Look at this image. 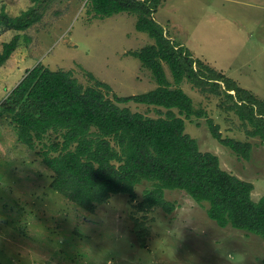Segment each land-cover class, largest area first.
Returning a JSON list of instances; mask_svg holds the SVG:
<instances>
[{"label":"rangeland","instance_id":"1","mask_svg":"<svg viewBox=\"0 0 264 264\" xmlns=\"http://www.w3.org/2000/svg\"><path fill=\"white\" fill-rule=\"evenodd\" d=\"M31 7L41 17L30 27H0V48L19 35L0 65V264H264L262 239L218 227L205 206L182 190H164L174 204L167 213L158 206L140 209L149 181L135 186L133 199L113 194L89 211L50 188L53 172L40 153L58 136L49 133L34 149L19 143L12 116L1 111L5 98L38 63L72 71L83 86L93 84L91 73L110 86L111 98L154 89L151 72L127 54L153 39L136 30L134 14L94 17L85 0H0V10L11 16ZM153 18L171 43L254 96V113L264 117V0H158ZM193 68L197 81L185 77L179 86L205 115L184 119V132L202 152L217 155L221 169L252 183V199L258 200L264 196V144L247 137L250 125L232 109L247 97L207 69ZM119 106L153 118L160 116L157 110L165 112L135 102ZM208 118L222 137L251 142L249 159L214 139Z\"/></svg>","mask_w":264,"mask_h":264},{"label":"trees","instance_id":"2","mask_svg":"<svg viewBox=\"0 0 264 264\" xmlns=\"http://www.w3.org/2000/svg\"><path fill=\"white\" fill-rule=\"evenodd\" d=\"M87 12L94 17H108L120 12L136 16L135 28L153 39L127 54L136 57L151 72L154 89L129 96L109 97L110 86L91 73L92 85L83 86L72 71L52 70L41 63L27 70L21 81L1 104V111L11 115L16 139L29 149L49 133L57 141L46 145L42 163L53 172L50 188L67 201L85 210H93L110 195L134 197V188L151 182L139 207H161L169 213L174 204L164 198V190H182L205 206L210 220L221 228L230 227L253 234L264 241V196L252 199V183L220 168L217 155L202 152L195 139L184 132V119L205 115L179 86L186 77L196 80V70L203 67L213 79H220L242 94L246 102L233 105L238 119L251 129L247 137H257L264 144V117L252 108L257 100L244 89L230 85V79L191 58L182 46L171 43L154 20L158 0H85ZM41 14L35 7L17 16L0 10V27L24 30ZM14 35L0 48V65L18 46ZM166 65L172 80L166 76ZM135 102L157 108L159 117L132 111L121 103ZM231 108V107H230ZM174 109L177 111L175 113ZM214 139L242 159H249L251 142L222 137L219 126L208 118Z\"/></svg>","mask_w":264,"mask_h":264}]
</instances>
